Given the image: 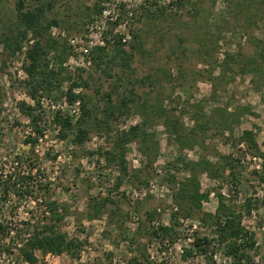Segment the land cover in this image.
Masks as SVG:
<instances>
[{
  "label": "rangeland",
  "instance_id": "obj_1",
  "mask_svg": "<svg viewBox=\"0 0 264 264\" xmlns=\"http://www.w3.org/2000/svg\"><path fill=\"white\" fill-rule=\"evenodd\" d=\"M12 1L6 0L0 8V19L7 26L14 22ZM152 1L107 0L96 16L91 10L95 0L52 1L53 8L47 12V18L56 19L59 25L50 29L51 36L69 47L63 67L77 81L85 83L75 92L83 94L89 114L96 117L81 145L71 142L73 134L65 140H60L57 134L58 126L53 122V116L56 110L68 113L65 100L43 98L40 107L33 112L38 117L37 127L42 134L35 143L34 152H28L29 145L25 140L34 134L30 119L20 106L33 102L24 83V55L16 53L11 56L0 45V176L19 179L29 175L32 177L31 187H42L40 192L34 191L28 198L16 200L9 197L0 202V224L13 231L22 229L24 222L40 216L48 201H56L64 212L59 229L82 243L75 255H59L58 264H79L80 260L82 264H109L112 256L120 257L127 264H139L137 258L146 264H182L178 249L189 247L187 239L192 240L195 233L210 235V223L203 221L200 213L190 210L185 215L188 210L183 208L169 244H158L146 234V230L153 228L152 221L158 220L169 226L171 214L177 211L172 199L175 190L170 180L171 176L183 180L186 173L175 160L194 161L199 156L213 160L216 153H232L241 183L235 187L229 182L199 174L200 192L208 193V199L201 204V213H214L217 193L227 197L236 209H241L244 201L250 199L251 210L243 216L242 223L253 234L255 244L249 251L250 258L242 264H262L264 182L261 183L254 174V171L261 170L260 160L244 154L243 146H235L234 141L241 131L251 130L258 147L264 150V69L251 71L253 64L246 65L256 57L258 43L264 42V20H261L264 10L248 2L234 8L232 3L224 0H184L182 5L178 4L179 0H170L165 14L160 15L157 11L152 21L137 20L135 14L139 13V6L148 8ZM168 1L157 0V3L163 6ZM121 5L125 13L121 12ZM113 15L119 25L113 27L112 33L123 35L126 43L131 41V34L139 30L137 42L140 47L128 67L118 65L122 61L117 57L112 60L115 54L111 44L107 47L104 62L92 64L89 57L80 55L68 42L69 38L80 39L85 35L95 41L97 31L111 29L108 18ZM199 36L210 37L211 47L216 43L213 58L205 54L208 45L199 47ZM123 49L128 51V46ZM225 53L232 55V61L229 60L226 72L220 74L217 65ZM208 61H215V64L209 67ZM238 63L241 68L236 66ZM147 75H152L151 82L131 85L132 80ZM210 77L215 87L211 85ZM65 87L66 84L62 90ZM131 87L137 95L138 107L134 109L129 105V110H114L113 115L110 114L105 106L106 94L111 95L110 104L116 105L119 97L129 94ZM155 97L180 117L186 131L193 127L189 108L196 102H202V111L206 113L214 107L226 108L230 112L244 108L245 112L239 116L230 135L207 130L205 136L197 134L199 142L204 140L203 148L194 146L190 150L179 149L166 134L161 120H147L143 127L148 137L143 139L138 133L124 146L127 169L130 175L140 169L138 178L125 177L115 188L117 168L106 166L99 152L110 149L122 131L140 124L144 118L146 120L141 103H154ZM103 120L109 124H103ZM146 146L148 153H145ZM150 153H155L154 160H151ZM138 179L147 183L140 184ZM105 197L114 201L118 208L116 212L113 213L112 204L106 203L100 216L89 219L88 214L92 211L89 206ZM192 225L196 228L191 231ZM138 227L140 231L136 234ZM123 236L125 240H122ZM133 237H137L136 240L132 241ZM11 239L3 240L6 245L9 243V252L0 256V264H24L13 244L20 238ZM161 251L170 254L167 259L159 255ZM149 255L153 256L151 261ZM35 257V264H44L45 253L36 251ZM185 264L233 263L224 256L222 246L212 243L207 256L189 257Z\"/></svg>",
  "mask_w": 264,
  "mask_h": 264
},
{
  "label": "trees",
  "instance_id": "obj_2",
  "mask_svg": "<svg viewBox=\"0 0 264 264\" xmlns=\"http://www.w3.org/2000/svg\"><path fill=\"white\" fill-rule=\"evenodd\" d=\"M53 0H13L12 13L14 15V22L7 24L3 23L0 19V45L5 52L14 56L16 53H23L24 63L22 71L26 76L24 81L27 95L32 100V105L21 103V111L24 112L30 119V124L33 129L34 137H27L25 143L29 145L30 153L34 152L35 143L42 131L37 127L38 117L33 115L36 108L40 107L41 99L57 100L62 98L65 100L67 106L72 105L78 101L79 115L75 120L68 113H63L56 110L53 116V122L58 126V136L60 140H65L70 137L71 142L76 145H81L87 139L89 129L94 126L93 119L96 117L89 114L87 110L84 96L81 92L75 90L85 85L80 83L75 78L66 72L63 67L66 61L69 47H66L59 39L52 37L50 29L59 25L56 19H48L47 12L53 8ZM107 0H95L92 5V13L94 16L99 15L103 9L102 4ZM184 0L177 1L182 5ZM232 3L234 8L244 6V3L256 4L264 10V0H224ZM6 0H0V8ZM170 0L167 4L161 6L157 0H153L148 8L139 6V13L135 14L137 20L155 19L154 12L159 11L158 14L163 15L166 13L167 6L170 5ZM172 4V3H171ZM248 4V5H249ZM153 7V10L152 8ZM121 12L125 13L123 5L120 7ZM127 14V13H126ZM261 20H264V13ZM89 21L92 19L88 18ZM111 29L104 31L103 36L105 39L104 46L93 47L89 54V60L92 64L103 63L107 57V47L111 44L114 50V56L119 58L122 63H118L122 67H128L130 61L133 59L135 51L139 50L137 39L139 38V30L131 34V41L124 40L123 35L113 34L112 29L119 25L117 19L110 22ZM111 41V43H109ZM210 37L199 36L198 45L200 48L207 47L208 57L213 58L215 45L211 47ZM127 45L128 51L123 47ZM256 57L251 59L247 66L250 65L251 71L264 69V42H259L257 45ZM232 55L225 53L223 59L217 65L220 74L226 72L229 68V60ZM110 62V60H109ZM215 61H208L209 67H212ZM241 68V64H236ZM244 67V66H243ZM246 67V66H245ZM213 69L209 72L211 74ZM249 70V69H248ZM244 72L243 69H239ZM152 75H147L140 79L131 81V85L139 84L144 85L145 82L151 80ZM170 80V75H167ZM211 85L215 87L212 78L210 77ZM151 82V81H150ZM159 82H157L158 84ZM66 87L62 90L63 85ZM116 89V87H114ZM114 89V90H115ZM112 90V92H115ZM129 94H123L118 99L116 105L110 104L111 95L106 94L108 97L106 109L113 115L114 110H129V105L132 108L138 107L133 87L128 89ZM143 106L144 116L146 117L140 124L129 127L126 131H122L120 136L116 138L110 149L107 151H100L99 155L103 158L106 166L114 165L117 168L118 177L115 181V188H118L122 183L123 178L132 177L138 178L140 169H135L133 174L130 175L126 161H125V148L124 146L136 138L138 133L142 138H147L148 134L143 127L147 120L159 119L166 134L173 139L178 145L179 149H192L194 146L203 148L204 140L201 142L197 139V134L205 136L207 130H214L217 133L228 132L231 134L232 127L238 122L239 116L244 114L245 109L238 112L228 111L226 108L214 107L208 113L202 111V102H196L190 105L191 118L193 127L189 130L183 128L180 117L175 115L173 111L168 109L164 102L155 97V102L149 104L148 102L141 103ZM122 113V111H120ZM103 124L108 125L106 120L101 121ZM96 126V124H95ZM97 126L98 123H97ZM100 127V126H99ZM235 146L242 145L244 154H248L260 160V172L254 171L257 174L258 180L264 182V150H260L254 140V134L251 130H243L237 139L234 141ZM145 153H148L149 148L145 147ZM151 160H154L155 153H150ZM213 160L207 156H199L194 161H185L184 159L177 158L175 163L180 164L182 170L186 173L183 180H176L171 176L170 180L173 184L175 193L172 196L174 204L177 206V211L171 214L169 226H160L157 229L150 228L146 230L147 236L160 244L171 239L173 230L178 226L179 215L183 208L189 211L200 213L203 217L202 220L210 223V235H200L195 233L189 247H184L181 254V262L185 264L187 258L192 256H207L208 248L212 243H217L223 247V254L232 260L233 264H242L250 258L249 251L254 246L253 234L246 229L242 223V218L250 213L251 200L246 199L241 209H236L229 199L221 193L216 194L217 205L214 213H201V204L208 199V193L200 192V184L198 180L199 174H205L209 179H216L221 182H229L237 187L241 183L240 173L237 169V161L233 154L213 156ZM149 160L150 162H152ZM32 164V163H31ZM32 166V165H29ZM171 167V166H170ZM32 169V168H31ZM30 169V170H31ZM177 169V168H176ZM32 177L29 175L23 176L19 179H12L10 176L2 178L0 176V202H5L9 197L16 200L25 199L31 196L36 191L40 192L42 187L35 185L31 187ZM140 184H146L145 180H137ZM110 203L113 205V213L118 209L114 201L109 197H105L101 202H94L89 206L91 213L88 214L89 219H95L100 216L105 208V204ZM96 206V207H95ZM64 217L62 207L56 201H48L44 205V210L36 219L31 218L23 223L22 229L11 230L8 227L0 224V255L9 252V243H3L4 238L9 240L12 238H20L18 242H13L14 248L18 251L20 257L29 264H35V252L52 253L54 255L67 254L69 256L75 255L82 243L75 238H69L64 232L59 229L58 224ZM151 214L148 215V218ZM140 231L138 227L136 234ZM11 236V237H9ZM137 238V237H136ZM133 237V240H136ZM12 240V239H11ZM125 240V237H122ZM13 241V240H12ZM171 243V242H170Z\"/></svg>",
  "mask_w": 264,
  "mask_h": 264
},
{
  "label": "built area",
  "instance_id": "obj_3",
  "mask_svg": "<svg viewBox=\"0 0 264 264\" xmlns=\"http://www.w3.org/2000/svg\"><path fill=\"white\" fill-rule=\"evenodd\" d=\"M117 17L115 15H113L112 17H109V20H114ZM96 36H95V41L92 39V37L90 35H85L83 38L77 39V38H69L68 42L69 44L82 56L88 57V54L90 52V50L95 47V46H104L105 45V39L103 36V31H97L96 32ZM109 43H111V41H109ZM78 101L74 102L72 105L68 106V113L70 116L73 117H77L79 115V106H78ZM54 108V106H52ZM152 227L154 229H157L160 226H168V224H164L161 223V221L155 220L151 222ZM196 225H192L191 227V231L195 230ZM262 230L264 229V227L261 228ZM188 241H190L191 243V239L188 238ZM158 243V242H157ZM160 244V243H158ZM163 244H169L167 241H165ZM162 245V244H161ZM159 246V245H158ZM180 254H182V249H178ZM168 255H165V252H160V256H163L164 258L167 259V257L170 255L169 253H167ZM130 253H127V256H129ZM0 256H4V254L0 255ZM59 255H54L52 253H45V259H44V264H58L57 259H58ZM153 259L152 255L148 256V260L151 261ZM24 261V260H23ZM171 261V260H170ZM82 260L79 261V264H82ZM136 262L139 264H146L142 259H136ZM24 264H29L27 262L24 261ZM109 264H127L123 259H121L120 257L117 256H112V258L109 261ZM164 264H173L172 262L169 263H164ZM264 264V262L262 263Z\"/></svg>",
  "mask_w": 264,
  "mask_h": 264
}]
</instances>
